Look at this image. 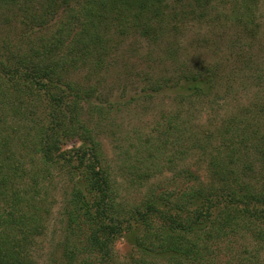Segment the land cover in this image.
I'll list each match as a JSON object with an SVG mask.
<instances>
[{"label":"trees","instance_id":"obj_1","mask_svg":"<svg viewBox=\"0 0 264 264\" xmlns=\"http://www.w3.org/2000/svg\"><path fill=\"white\" fill-rule=\"evenodd\" d=\"M262 1L0 0L40 32L66 9L49 35L0 43V264H40L51 226L50 264H264ZM188 29L205 31L194 61L178 55ZM128 35L173 64L146 97L172 94L156 137L112 163L98 127L113 104L93 97Z\"/></svg>","mask_w":264,"mask_h":264},{"label":"rangeland","instance_id":"obj_2","mask_svg":"<svg viewBox=\"0 0 264 264\" xmlns=\"http://www.w3.org/2000/svg\"><path fill=\"white\" fill-rule=\"evenodd\" d=\"M36 2L37 1L34 3L38 6L39 4ZM40 2L41 0H39V3ZM72 5L75 6L73 3ZM7 7L8 6H4L3 12L8 18H12H10V21L8 22L0 16V43L8 37L11 41H14L13 45H16L15 42H18L22 33L35 40L36 35H41V32L46 35H49L50 31L54 32L60 24L59 20L64 18L63 12H66V9L60 7L61 10L56 13L52 20L53 24L50 27L48 26L50 29H43V31L40 32L38 27H34L33 29L30 27L26 30L27 26L20 22V19L23 17V11L13 8L11 11L14 15H12L10 10L7 12ZM31 7L33 8V6ZM1 8L2 5L0 6V9ZM261 8L264 10V0L262 1ZM62 10L64 11L62 12ZM27 23H29V20ZM203 32L205 31L202 29L197 31H195V29H188V34L180 40L181 48L178 55L181 59L194 61V59L200 56L196 41ZM109 52V55L111 56L109 57L111 58L109 60L114 62V64L107 73L101 76V78H103L101 82L97 84L93 101L96 103L99 102L102 105H107L105 101V99H107V101L113 104V108H110L106 112L108 114L106 119L102 123L99 121L101 127H98L100 130L98 138L101 140L107 156L112 163H114L117 158L126 157L122 152L125 147L129 146L130 151H132L133 149H136L137 146L139 147L138 141H141L140 139L156 137L157 130L155 128L159 125L158 121L160 120V114L169 103L172 93L166 91L158 96L154 95L151 99L147 98L145 94H147L151 87L148 78H152L153 80L156 77L159 78L166 72H173V64L171 63V59L167 60L164 48L161 46L153 48L144 40L138 39L136 36H125V38H123L118 44V47L110 48ZM157 57H161L166 63H163V66L157 67L156 65L158 63L155 60ZM146 58H150L151 60L148 61ZM85 75L86 68L81 71L79 76L85 77ZM98 76L99 75L96 77L98 78ZM86 79L88 80V83H91L93 81V75H90ZM128 101H130V104L125 105L124 103ZM73 142L70 141L67 145L69 146ZM130 142L133 144H130ZM118 145L119 147H117ZM144 149L143 146V151ZM169 150L170 146L166 144L164 153H162L165 155H162L161 160H159L158 153L154 152L156 156L153 159L159 161V166L164 165V161L162 160L166 156V153H169ZM142 159H144L143 156ZM164 173L170 175L169 172H163V174ZM158 176L156 175L152 177L151 180H145L144 183L148 186L150 182H155ZM140 192L142 191L138 190L136 186H133L127 192V195L133 199V197L139 196ZM53 217H58V215L55 213ZM53 229L54 226H51L47 234L48 237L45 242V247L42 248L43 250L39 251L40 264L51 263V256L48 254V243L50 240L52 241L53 238L58 237V234L54 233ZM115 248L118 253L123 254L129 249V246L124 239L119 238L115 242Z\"/></svg>","mask_w":264,"mask_h":264}]
</instances>
